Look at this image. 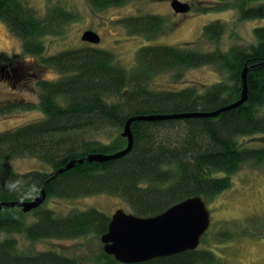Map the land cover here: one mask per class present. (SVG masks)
I'll use <instances>...</instances> for the list:
<instances>
[{"label": "trees", "instance_id": "16d2710c", "mask_svg": "<svg viewBox=\"0 0 264 264\" xmlns=\"http://www.w3.org/2000/svg\"><path fill=\"white\" fill-rule=\"evenodd\" d=\"M252 1L209 0L198 9H234L241 21L264 17V3L250 4ZM126 2L89 0L93 11ZM72 18L71 12L59 6L40 18L21 0H0V20L19 37L21 54L35 58L36 67L52 68L57 73L54 78L34 79L36 103L0 104V115L18 107H38L45 114L42 119L0 131V201L32 200L42 187L46 198L105 193L122 199L138 216H152L194 195L210 202L231 186V174L242 164L264 163V146L251 147L238 140L264 133V25L252 29L255 42L222 49L226 26L214 20L203 26L199 38V42L213 43V49L201 51L191 43L144 45L136 52L135 65L127 69L115 62L111 51L88 42L46 53L41 37L59 32ZM118 21L130 33L146 36L160 32L166 22L154 13ZM8 59L0 53V79L6 82L18 79L21 74L14 71L26 66L10 65ZM206 65L219 75L210 84L150 86L154 76L169 74L172 82L179 83L188 69ZM245 67L247 99L241 104L215 116L134 120L130 124L133 143L126 154L103 161L84 158L89 153H112L126 147L127 138L121 131L131 116L213 111L235 102L241 97ZM34 72L27 70L26 76ZM17 157L37 158L49 170L16 171L8 160ZM71 160L72 167L54 175ZM109 220V215L95 207L72 208L63 215L42 205L28 212L20 207L2 209L0 264H226L207 246L209 229L196 249L137 263L117 261L102 245L84 260L53 248L20 249L15 237L20 234L28 241L97 238L107 231ZM229 224L218 232L219 240L241 236ZM258 234L264 235V231Z\"/></svg>", "mask_w": 264, "mask_h": 264}, {"label": "rangeland", "instance_id": "374dc122", "mask_svg": "<svg viewBox=\"0 0 264 264\" xmlns=\"http://www.w3.org/2000/svg\"><path fill=\"white\" fill-rule=\"evenodd\" d=\"M32 8L40 18L48 16L53 7H61L73 14V18L64 22L59 32L48 33L41 37L46 53H55L86 44L81 40L83 31L90 29L100 36L97 47L111 51L116 63L129 69L135 65L138 48L144 45H183L191 43L201 51L211 50L213 43L200 41L203 26L214 20L225 23L226 31L220 45L227 49L232 45L247 46L255 42L252 29L264 25V17L248 20H237L234 9H198L205 6L209 0H180L190 4L191 8L185 13H175L170 6L171 0H127L125 4L108 6L93 11L89 0H21ZM215 1V0H213ZM264 3V0H254L250 4ZM208 6V5H206ZM154 13L162 15L166 22L160 32L146 36L141 33H130L119 19L131 15ZM89 44V43H88ZM0 53L9 56L8 63L26 65L14 73L21 76L18 79H0V104L9 101L37 102L38 96L33 88L35 78H54L57 73L52 68L35 66L36 59L31 55L21 54V43L8 26L0 20ZM34 69L32 76L27 77L26 71ZM21 72V73H20ZM27 78V80H26ZM219 75L211 66H201L188 69L182 82H172L169 74L157 75L150 80V86L155 89L177 88L187 83L210 84ZM45 117L38 108L18 107L0 115V131L15 128L21 124L39 120ZM238 140L251 147L264 146V133L239 137ZM8 163L19 172L30 169L49 170L48 165L37 158L17 157ZM222 173H216L220 175ZM232 184L228 189L219 193L213 200L207 202L210 211L209 232L206 235L208 247L214 249L217 256L226 264H264V163L255 164L248 161L231 174ZM42 206L55 210L57 215H63L72 208L86 209L95 207L107 215L117 208L130 212L124 201L117 196L98 193L74 198L47 197ZM241 236H234L228 241H221L218 232L227 229L224 224ZM244 232H246L244 234ZM0 237H2L0 235ZM20 249L43 250L48 248L63 250L79 259L91 257L101 248L100 237H79L74 239H42L28 241L22 235L16 234ZM200 245V244H199ZM84 263V262H83Z\"/></svg>", "mask_w": 264, "mask_h": 264}, {"label": "water", "instance_id": "95a60500", "mask_svg": "<svg viewBox=\"0 0 264 264\" xmlns=\"http://www.w3.org/2000/svg\"><path fill=\"white\" fill-rule=\"evenodd\" d=\"M170 6L175 13H185L190 10V4L180 0H171ZM81 40L96 44L100 41V36L95 31L87 29L81 34ZM247 68L245 67L242 71L241 97L235 102L213 111L131 116L126 120L121 131V135L127 138L126 147L112 153H89L84 158L88 161H103L126 154L133 143L130 124L134 120L215 116L221 111L241 104L247 99ZM73 165L74 161H69L66 165L56 169L54 175ZM45 199L46 193L42 187L40 193L32 200L0 201V211L7 207H20L23 212H28L41 206ZM210 220V211L201 195L187 197L152 216H138L124 211L123 208H117L110 215L107 231L100 235V242L103 251L113 255L121 263L143 262L154 257L196 249L201 237L210 226Z\"/></svg>", "mask_w": 264, "mask_h": 264}]
</instances>
